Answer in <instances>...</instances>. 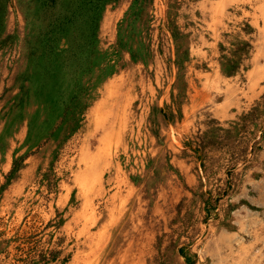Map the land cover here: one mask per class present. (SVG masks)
I'll return each mask as SVG.
<instances>
[{"label": "rangeland", "instance_id": "obj_1", "mask_svg": "<svg viewBox=\"0 0 264 264\" xmlns=\"http://www.w3.org/2000/svg\"><path fill=\"white\" fill-rule=\"evenodd\" d=\"M0 264H264V0H0Z\"/></svg>", "mask_w": 264, "mask_h": 264}, {"label": "bare ground", "instance_id": "obj_2", "mask_svg": "<svg viewBox=\"0 0 264 264\" xmlns=\"http://www.w3.org/2000/svg\"><path fill=\"white\" fill-rule=\"evenodd\" d=\"M132 257V256H131Z\"/></svg>", "mask_w": 264, "mask_h": 264}]
</instances>
